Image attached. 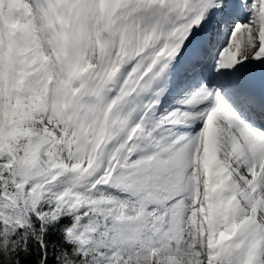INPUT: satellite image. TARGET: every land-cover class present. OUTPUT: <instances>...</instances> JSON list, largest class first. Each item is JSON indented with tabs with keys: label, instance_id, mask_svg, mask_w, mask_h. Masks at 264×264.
I'll return each mask as SVG.
<instances>
[{
	"label": "snow or ice",
	"instance_id": "snow-or-ice-1",
	"mask_svg": "<svg viewBox=\"0 0 264 264\" xmlns=\"http://www.w3.org/2000/svg\"><path fill=\"white\" fill-rule=\"evenodd\" d=\"M0 264H264V0H0Z\"/></svg>",
	"mask_w": 264,
	"mask_h": 264
}]
</instances>
